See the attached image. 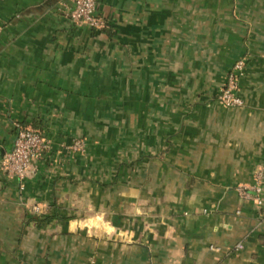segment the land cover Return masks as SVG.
<instances>
[{
  "label": "crops",
  "instance_id": "1",
  "mask_svg": "<svg viewBox=\"0 0 264 264\" xmlns=\"http://www.w3.org/2000/svg\"><path fill=\"white\" fill-rule=\"evenodd\" d=\"M97 3L0 0V264H264V0ZM20 125L52 142L22 183Z\"/></svg>",
  "mask_w": 264,
  "mask_h": 264
},
{
  "label": "built area",
  "instance_id": "2",
  "mask_svg": "<svg viewBox=\"0 0 264 264\" xmlns=\"http://www.w3.org/2000/svg\"><path fill=\"white\" fill-rule=\"evenodd\" d=\"M73 8L69 13V19L79 26L91 28L104 27V20L98 14L97 0H71ZM0 27V39L2 36ZM246 60H238L227 75L226 83L217 96L218 102L227 108H241L244 106V99L240 96V80L243 75V68ZM52 146L51 140L46 138L41 132L32 128L18 126V132L14 141L13 148L3 157L2 170L7 176L16 178L21 183L34 173L38 163L42 160ZM85 143L79 140L72 144L71 151L80 152L84 150ZM254 199L261 207V216L264 218V166L260 167L255 175L254 185L252 186ZM242 196L249 199L247 192L241 191ZM35 211L38 208H33ZM238 244L236 249H242Z\"/></svg>",
  "mask_w": 264,
  "mask_h": 264
},
{
  "label": "rangeland",
  "instance_id": "3",
  "mask_svg": "<svg viewBox=\"0 0 264 264\" xmlns=\"http://www.w3.org/2000/svg\"><path fill=\"white\" fill-rule=\"evenodd\" d=\"M245 70H246V63L244 64L243 75H242V77L244 76ZM241 80H242V78H241ZM241 80H240V82H241ZM83 143H85V142L83 141ZM83 151H85V147H84V150H82V151H80V152H83Z\"/></svg>",
  "mask_w": 264,
  "mask_h": 264
},
{
  "label": "trees",
  "instance_id": "4",
  "mask_svg": "<svg viewBox=\"0 0 264 264\" xmlns=\"http://www.w3.org/2000/svg\"><path fill=\"white\" fill-rule=\"evenodd\" d=\"M20 127H24V126H21V125H20ZM37 131H38V130H37ZM17 132H18V131H17ZM39 132H40V131H39Z\"/></svg>",
  "mask_w": 264,
  "mask_h": 264
}]
</instances>
